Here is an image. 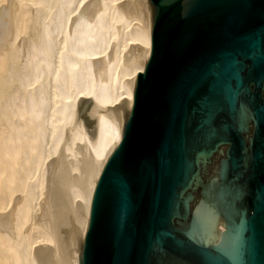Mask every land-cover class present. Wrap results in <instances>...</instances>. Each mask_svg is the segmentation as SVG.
<instances>
[{"label":"water","instance_id":"95a60500","mask_svg":"<svg viewBox=\"0 0 264 264\" xmlns=\"http://www.w3.org/2000/svg\"><path fill=\"white\" fill-rule=\"evenodd\" d=\"M149 1L80 264H264V0Z\"/></svg>","mask_w":264,"mask_h":264},{"label":"bare ground","instance_id":"6f19581e","mask_svg":"<svg viewBox=\"0 0 264 264\" xmlns=\"http://www.w3.org/2000/svg\"><path fill=\"white\" fill-rule=\"evenodd\" d=\"M151 47L149 0H0V264H80Z\"/></svg>","mask_w":264,"mask_h":264},{"label":"rangeland","instance_id":"374dc122","mask_svg":"<svg viewBox=\"0 0 264 264\" xmlns=\"http://www.w3.org/2000/svg\"><path fill=\"white\" fill-rule=\"evenodd\" d=\"M222 227H223V226H222V221H221L220 224H219V226H218V228H219V229H222Z\"/></svg>","mask_w":264,"mask_h":264}]
</instances>
